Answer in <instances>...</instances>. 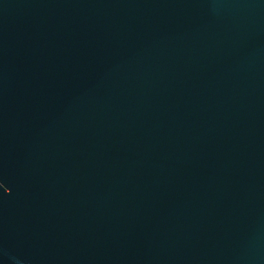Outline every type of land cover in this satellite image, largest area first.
I'll return each mask as SVG.
<instances>
[{"label": "water", "instance_id": "1", "mask_svg": "<svg viewBox=\"0 0 264 264\" xmlns=\"http://www.w3.org/2000/svg\"><path fill=\"white\" fill-rule=\"evenodd\" d=\"M0 264H264V0H0Z\"/></svg>", "mask_w": 264, "mask_h": 264}]
</instances>
